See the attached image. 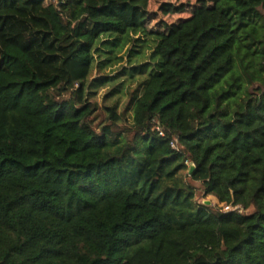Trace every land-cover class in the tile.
<instances>
[{
  "label": "trees",
  "instance_id": "1",
  "mask_svg": "<svg viewBox=\"0 0 264 264\" xmlns=\"http://www.w3.org/2000/svg\"><path fill=\"white\" fill-rule=\"evenodd\" d=\"M149 3L0 0V264H264V0Z\"/></svg>",
  "mask_w": 264,
  "mask_h": 264
},
{
  "label": "rangeland",
  "instance_id": "2",
  "mask_svg": "<svg viewBox=\"0 0 264 264\" xmlns=\"http://www.w3.org/2000/svg\"><path fill=\"white\" fill-rule=\"evenodd\" d=\"M199 6V0H150V26L155 29H164L176 22L179 18L189 15L194 7ZM166 7H169L171 11L166 12L164 10ZM182 7L184 9L183 11H181ZM128 46L129 44L117 51L119 59H114L112 63H108L106 67L101 69L96 66L88 79V83L92 82L90 89L95 90V93L90 95L89 101L96 107L92 115L93 124L96 127H98L99 124L105 120L106 110L104 105L118 101L119 111L123 112L131 97V91L136 85L135 83L128 85L126 89L118 93L116 91V85L119 80L113 81L110 79L117 72H119L123 66H127V68L129 67L125 54ZM149 52L150 50L147 51V53ZM97 59H100V57ZM65 96L68 97V94ZM131 110L132 105L129 112H131ZM126 114V120L121 121L119 127H128L127 129H129L131 116L128 113ZM184 175H186V180L195 187L197 193L196 197L198 200L207 204H212L215 208H218L220 204L218 205L212 196L204 193L202 184L199 181H193L190 177H188L187 171L184 172Z\"/></svg>",
  "mask_w": 264,
  "mask_h": 264
},
{
  "label": "built area",
  "instance_id": "3",
  "mask_svg": "<svg viewBox=\"0 0 264 264\" xmlns=\"http://www.w3.org/2000/svg\"><path fill=\"white\" fill-rule=\"evenodd\" d=\"M157 128L160 129V130L162 129V127L159 126V125H157ZM161 133H163V132H161ZM225 208H226V209H229V205L225 206Z\"/></svg>",
  "mask_w": 264,
  "mask_h": 264
},
{
  "label": "water",
  "instance_id": "4",
  "mask_svg": "<svg viewBox=\"0 0 264 264\" xmlns=\"http://www.w3.org/2000/svg\"><path fill=\"white\" fill-rule=\"evenodd\" d=\"M194 167H195V164H194L193 162H191V169H190V172L193 171Z\"/></svg>",
  "mask_w": 264,
  "mask_h": 264
}]
</instances>
